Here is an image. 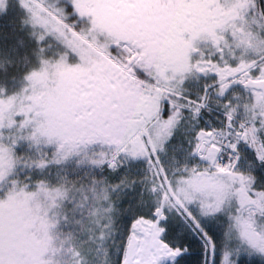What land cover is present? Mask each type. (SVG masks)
I'll use <instances>...</instances> for the list:
<instances>
[{"label":"snow or ice","instance_id":"1","mask_svg":"<svg viewBox=\"0 0 264 264\" xmlns=\"http://www.w3.org/2000/svg\"><path fill=\"white\" fill-rule=\"evenodd\" d=\"M32 3L45 23L0 12V58L55 45L122 71L0 73V264H264V0H162L199 12L178 25L186 69L163 44L112 43L80 0Z\"/></svg>","mask_w":264,"mask_h":264},{"label":"flooded vegetation","instance_id":"2","mask_svg":"<svg viewBox=\"0 0 264 264\" xmlns=\"http://www.w3.org/2000/svg\"><path fill=\"white\" fill-rule=\"evenodd\" d=\"M126 2L128 0H95V3L90 6V0H80L78 10L82 15L91 16L96 29L106 34L112 43L128 41L136 45L147 42L156 47L163 44L180 69H186L188 50L194 36L189 33L185 37L178 25L184 20H194L199 15L198 10L191 6L182 11L167 9L162 7V0H136V3L142 4L143 7L137 9L134 15L127 9L113 6ZM180 2L191 5L195 3V0H180ZM48 3L54 4L55 0H48ZM21 23L19 29L22 25H26L23 18ZM29 31L25 27L21 35L27 37ZM61 43L65 42L61 41ZM24 51V62L20 65V74L24 82H41L44 79L42 66L50 67L51 73L46 76L45 81L55 78L64 82L76 80L83 82L85 77L103 81L110 77L114 70L122 71L106 57L103 61L90 58L83 60L80 64H70L69 53L59 50L55 45L51 49L52 54L46 57L35 51L28 54L26 47Z\"/></svg>","mask_w":264,"mask_h":264},{"label":"rangeland","instance_id":"3","mask_svg":"<svg viewBox=\"0 0 264 264\" xmlns=\"http://www.w3.org/2000/svg\"><path fill=\"white\" fill-rule=\"evenodd\" d=\"M48 2V0H47ZM20 3L22 6H24L26 9H28L29 14H22L20 9L17 7V0H2V4H0V12L3 11L4 8L7 9V14L4 15V20L8 21L9 19H12L15 22V27L19 29L20 25L22 24V18L24 19V23L26 25L32 24V23H45L44 18L40 15L38 7L32 3V0H20ZM29 5L31 7L29 8ZM29 29V28H28ZM30 30V29H29ZM30 32V31H29ZM14 43V41H13ZM28 54L35 51L31 46H26ZM24 48L20 49V54L17 59H14L11 64H9L4 59L0 58V73L5 72V70L10 69H20V65L24 62ZM66 54V52H65ZM30 58V56H28ZM41 59V58H40ZM27 62V61H26ZM65 63V61H62ZM46 64V63H45ZM39 70V69H38ZM42 72H43V78L46 79L47 75L50 74V67L49 66H42ZM32 79V78H31ZM42 80L41 82H24L22 81L21 84L19 83L16 85L17 88L23 87L26 83H32V84H40L43 83L45 80ZM67 257H63V259H66Z\"/></svg>","mask_w":264,"mask_h":264},{"label":"trees","instance_id":"4","mask_svg":"<svg viewBox=\"0 0 264 264\" xmlns=\"http://www.w3.org/2000/svg\"><path fill=\"white\" fill-rule=\"evenodd\" d=\"M29 34V33H28ZM34 53V52H33ZM13 72V73H17V80H16V85H18L19 83L21 84L22 82V77H21V74H20V69L19 70H16V69H10L8 68V70H5V72ZM4 73V72H3ZM63 259V258H62Z\"/></svg>","mask_w":264,"mask_h":264}]
</instances>
